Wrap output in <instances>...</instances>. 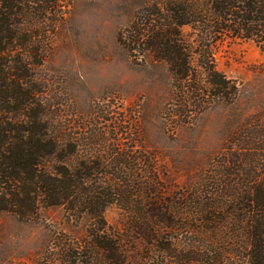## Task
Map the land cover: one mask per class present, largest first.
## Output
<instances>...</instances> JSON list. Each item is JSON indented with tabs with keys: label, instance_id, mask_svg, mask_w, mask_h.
Segmentation results:
<instances>
[{
	"label": "trees",
	"instance_id": "1",
	"mask_svg": "<svg viewBox=\"0 0 264 264\" xmlns=\"http://www.w3.org/2000/svg\"><path fill=\"white\" fill-rule=\"evenodd\" d=\"M56 3L0 0V213L33 221L41 209L63 207L91 219L80 243L60 246L62 263L133 264L121 240L105 231L103 213L115 203H138L151 218L132 219L129 229L144 250L155 244L171 264H264V121L234 132L185 191L165 196L152 160L138 150L131 155L130 141L126 152L107 155L100 131L81 145L73 125L47 117L33 70L49 51L44 15ZM150 3L119 40L129 54L165 65L172 82L165 119L186 125L216 104H231L238 89L216 70L212 51L228 38L252 40L264 55V0ZM111 145L121 148L117 140ZM166 234L189 236L185 249L177 251Z\"/></svg>",
	"mask_w": 264,
	"mask_h": 264
},
{
	"label": "rangeland",
	"instance_id": "2",
	"mask_svg": "<svg viewBox=\"0 0 264 264\" xmlns=\"http://www.w3.org/2000/svg\"><path fill=\"white\" fill-rule=\"evenodd\" d=\"M150 1L57 0L44 15L50 48L33 75L48 118L73 125L81 145L90 131H100L107 155L126 152L130 141L131 155L144 152L165 196L174 197L221 153L234 132L255 120L264 121V55L252 40L227 38L218 43L212 51L214 65L235 83V100L173 127L165 119L172 93L165 65L141 52L129 54L119 40ZM112 140H117L119 150L112 147ZM79 152L88 150L80 147ZM137 205H109L103 213L105 231L121 240L133 264H171L155 244L144 250L129 229L132 219L151 218L139 213ZM91 222L68 215L63 207L41 209L33 221L0 213V264H46L47 259L48 264H72L60 262L59 248L65 241L80 243ZM165 237L177 251L184 250L189 240L187 235Z\"/></svg>",
	"mask_w": 264,
	"mask_h": 264
}]
</instances>
